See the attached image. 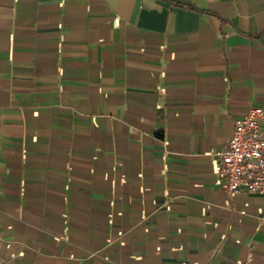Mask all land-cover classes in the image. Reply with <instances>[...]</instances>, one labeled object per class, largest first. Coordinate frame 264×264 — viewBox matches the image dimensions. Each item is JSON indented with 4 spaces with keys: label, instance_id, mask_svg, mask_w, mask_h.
I'll return each mask as SVG.
<instances>
[{
    "label": "crops",
    "instance_id": "crops-1",
    "mask_svg": "<svg viewBox=\"0 0 264 264\" xmlns=\"http://www.w3.org/2000/svg\"><path fill=\"white\" fill-rule=\"evenodd\" d=\"M254 105L264 0H0V264H264Z\"/></svg>",
    "mask_w": 264,
    "mask_h": 264
},
{
    "label": "built area",
    "instance_id": "built-area-1",
    "mask_svg": "<svg viewBox=\"0 0 264 264\" xmlns=\"http://www.w3.org/2000/svg\"><path fill=\"white\" fill-rule=\"evenodd\" d=\"M212 157L216 184L228 196L246 189L264 201V107L254 105L238 118L232 136Z\"/></svg>",
    "mask_w": 264,
    "mask_h": 264
}]
</instances>
